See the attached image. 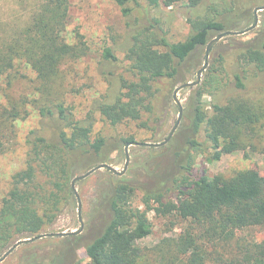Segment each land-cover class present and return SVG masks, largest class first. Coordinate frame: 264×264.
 Returning a JSON list of instances; mask_svg holds the SVG:
<instances>
[{"label":"trees","instance_id":"obj_1","mask_svg":"<svg viewBox=\"0 0 264 264\" xmlns=\"http://www.w3.org/2000/svg\"><path fill=\"white\" fill-rule=\"evenodd\" d=\"M131 1L135 0H113L126 18L132 15ZM149 1L154 6L160 4L159 0ZM181 1L162 0V5L170 7ZM187 1L186 8L194 18L188 15L190 32L183 41H169L159 18H149L146 25L127 22L124 52L132 79L107 80L110 89L93 102L94 110L111 126L139 120L143 112L153 113L155 85L164 79L183 81L181 65L186 59L205 46L211 34L233 29L229 24L237 13L224 8V0ZM69 6V0H38L23 27L0 40V80L5 79L9 86L17 66L30 67L39 81L36 90L40 97L34 99L40 103L39 115L51 122L48 136L36 130L29 132L25 167L14 174L12 187L1 200L0 254L18 239L45 233L75 197L73 177L96 163L109 164L110 150L135 141L133 136L115 138L114 143L107 136L94 137L91 115L78 118L71 108L50 98V85L61 65L86 53L83 41L64 39ZM102 57L117 59L109 47L104 48ZM216 63L217 67L207 69L201 83L209 88L208 108L203 92L197 90L190 108L191 125H182L183 130H190L180 142L176 134L166 147L158 146L163 159L151 158L145 166L151 183L139 188L137 182L104 169L107 181L94 207L97 222L91 229L93 234L62 236L57 251L34 256V264H83L77 254L80 248L89 259L86 264H264V240L236 242L227 257L209 249L218 243L228 245L236 230L264 225V178L255 167L230 177L209 176L206 167L240 149L243 135L249 142L260 135L264 154V102L237 94L223 96L228 82L222 77L232 74L231 89L235 91L244 89L243 79L250 72L264 73V35L237 47L230 72L222 56ZM6 95L8 105L0 103V151L13 121L27 114L20 103ZM198 157L201 164L195 168ZM149 212L164 217L175 214L190 225L181 234L163 237L152 246H140L138 241L152 232Z\"/></svg>","mask_w":264,"mask_h":264},{"label":"rangeland","instance_id":"obj_2","mask_svg":"<svg viewBox=\"0 0 264 264\" xmlns=\"http://www.w3.org/2000/svg\"><path fill=\"white\" fill-rule=\"evenodd\" d=\"M37 2L38 0H0V40L9 36L13 30L23 27L27 19H30ZM159 2L158 6H154L149 0L131 1L128 5L132 8V15L126 18L122 16L119 7L113 0H69V17L66 30L63 33L64 39L70 43L78 40L83 41L86 46V53L78 59L67 60L61 65L59 74L51 82L52 94L50 98L71 108L78 118L91 115L93 122L92 135L94 137L98 135L107 136L113 143L115 138L129 136H133L134 140L139 142H161L167 137L178 118L179 110L173 100V90L183 82L195 80L196 71L204 62L205 46H201L194 51L181 65L183 81L177 82L164 79L155 85L156 97L153 100V113L143 112L139 120H128L116 126H111L93 107V102L110 89L107 80L115 81L120 77L132 79L128 72L129 61L124 52L127 43V22L134 23L137 21L139 25H146L149 18L156 17L161 20L162 30L166 32L169 41H183L188 36L191 24L188 15L191 19L194 18V15L188 12L186 8L188 1L183 0L170 7L162 5V0H159ZM262 6H264V0H224L223 7L235 9L234 11L237 13L236 15L230 13L233 18L229 27L237 28L230 31L240 32L251 26L254 22L255 8ZM257 17V24L251 30L225 35L217 41L211 47L208 65L202 73L198 86L183 88L178 92L177 96L182 104L183 114L172 135L173 137L178 134L177 141L180 142L185 133L190 130H183L182 125L189 127L191 125L193 117L190 108L197 90L203 92V102L208 108L211 99L207 94L209 88L201 85L205 79L207 69L212 65V68L217 67L216 59L222 56L225 59V67L230 72L236 60L237 47L247 40L264 35V9L257 11ZM218 34H211L210 39ZM105 47L112 49L117 58L115 61L103 59L102 54ZM15 74L16 77L9 86L6 85L5 79L0 80V103L8 105L6 95L8 93L13 100L20 103L27 114L14 120L7 138L4 137L5 147L0 151V204L2 198L12 187L14 174L25 167L28 151L26 140L29 132L36 130L39 134L48 136L51 130V122L39 115L37 106L40 103L34 101L36 97H40L36 90L39 81L35 73L30 67L21 64L17 66V73ZM222 77L224 82H228V88L223 91V96L229 97L237 94L247 100H262L264 102V73L253 75L250 72L248 77L243 79L244 89L235 91L231 89L234 84L232 74L229 73L228 76L223 75ZM24 101L26 102L23 104ZM143 123L146 125H143ZM172 137L166 144L161 146L166 147L171 143ZM202 138L201 134L199 139L202 140ZM242 139L244 144L240 149L230 154H224L218 161L206 165L209 176L223 174L225 177H230L237 171L255 167L264 178V154L261 151L263 144L261 136L252 138L250 142L247 136L243 135ZM113 145L115 144H110V146ZM157 148L130 145L128 147L129 161L122 177L137 182L136 185L139 188L146 187L147 184L151 183L145 175V166L151 158L153 161L163 159L159 156L162 151ZM201 159V157L197 158L195 168L200 167ZM108 161L117 170H122L126 162L125 145L120 144L117 149L110 150ZM98 164L96 163V165ZM85 172L81 171L77 175ZM40 180L43 179L40 178ZM106 181L104 169H99L78 180L75 184L80 196L81 216L84 221L81 234L87 237L93 234L91 229L97 222L94 207L100 190L106 185ZM141 195L142 191L139 190V196ZM148 215L153 225L152 232L138 241L140 246H152L163 237L181 234L190 225L189 221L183 220L175 214L164 217L149 212ZM79 226L78 200L75 196L63 207L54 223L45 229V233L73 231L78 229ZM61 237L47 236L33 242L21 244L0 261V264H34L32 259L34 256H49L56 252L62 244ZM261 240H264V225L250 226L236 230L235 237L228 245L224 246V244L218 243L216 248L211 245L209 249L211 251L215 249L216 253L227 257L230 255L229 250L231 248L233 250L236 242ZM4 252L0 254V257ZM77 254L83 264L89 261L83 248H80Z\"/></svg>","mask_w":264,"mask_h":264},{"label":"water","instance_id":"obj_3","mask_svg":"<svg viewBox=\"0 0 264 264\" xmlns=\"http://www.w3.org/2000/svg\"><path fill=\"white\" fill-rule=\"evenodd\" d=\"M262 9H264V6L255 8V10H254V22L247 29H245L243 31H240V32H235V31L221 32L217 36H214L213 38H211L207 42V44L205 45L204 62L202 64V66L196 71L195 80L183 82V83L177 85L174 88V90H173V100H174V102L176 103V105L178 107L179 113H178V118H177L176 122L174 123L172 129L170 130L169 134L167 135V137L163 141H161V142H139V141L128 142V143L125 144L126 162H125V165H124L122 170L119 171L113 165L108 164V163H100V164L94 166L93 168L87 170L85 173L73 177V179L71 181V187L73 188L75 196H76V198L78 200V218H79V222H80V226H79L78 229L73 230V231H61V232H54V233H43V234H41L39 236H34V237L20 239V240L16 241L8 250H6L4 252V254L0 257V261L5 259L11 251H13L17 246H19L21 244L33 242V241H35V240H37L39 238L47 237V236H66V235L80 234L82 232V230H83V227H84V221H83L82 216H81L80 196H79V194H78V192L76 190V187H75L76 182L78 180H80V179H83V178L87 177L88 175H90L91 173H93L94 171L99 170V169H108L112 173L117 174L119 176H122L125 173L126 167L128 165V161H129L128 147L130 145H144V146H150V147H158V146L166 144L170 140L172 135L174 134L176 128L178 127V125H179V123H180V121L182 119L183 107H182V104H181V102H180V100H179V98L177 96L178 92L181 89H183V88H190V87L197 86L200 83V81H201L202 73L207 68L208 59H209V53H210L211 47L217 41H219L221 38H223L225 35L243 33V32L251 30L253 27L256 26L257 21H258L257 11L258 10H262Z\"/></svg>","mask_w":264,"mask_h":264}]
</instances>
